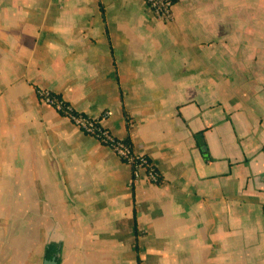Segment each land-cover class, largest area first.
I'll list each match as a JSON object with an SVG mask.
<instances>
[{
	"label": "crops",
	"instance_id": "1",
	"mask_svg": "<svg viewBox=\"0 0 264 264\" xmlns=\"http://www.w3.org/2000/svg\"><path fill=\"white\" fill-rule=\"evenodd\" d=\"M171 13L0 0V264H264V0ZM39 89L108 112L160 181L129 185Z\"/></svg>",
	"mask_w": 264,
	"mask_h": 264
},
{
	"label": "built area",
	"instance_id": "2",
	"mask_svg": "<svg viewBox=\"0 0 264 264\" xmlns=\"http://www.w3.org/2000/svg\"><path fill=\"white\" fill-rule=\"evenodd\" d=\"M144 1L158 19L163 21H169L171 19L172 0ZM37 94L42 103L53 107L80 130L94 136L99 143L107 146L122 161L127 163L131 169V177L128 182L129 185L141 178L148 183H158L160 181L158 170L153 163L148 160L146 155L133 151L131 144L127 140L116 137L101 123V118L108 112H104L100 116H90L75 110L62 97L52 91L39 89Z\"/></svg>",
	"mask_w": 264,
	"mask_h": 264
},
{
	"label": "water",
	"instance_id": "3",
	"mask_svg": "<svg viewBox=\"0 0 264 264\" xmlns=\"http://www.w3.org/2000/svg\"><path fill=\"white\" fill-rule=\"evenodd\" d=\"M45 264H55L54 260H47Z\"/></svg>",
	"mask_w": 264,
	"mask_h": 264
},
{
	"label": "trees",
	"instance_id": "4",
	"mask_svg": "<svg viewBox=\"0 0 264 264\" xmlns=\"http://www.w3.org/2000/svg\"><path fill=\"white\" fill-rule=\"evenodd\" d=\"M205 157H208V156L205 154Z\"/></svg>",
	"mask_w": 264,
	"mask_h": 264
}]
</instances>
